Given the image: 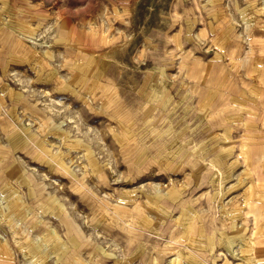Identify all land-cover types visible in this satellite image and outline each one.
<instances>
[{"label": "rangeland", "instance_id": "rangeland-1", "mask_svg": "<svg viewBox=\"0 0 264 264\" xmlns=\"http://www.w3.org/2000/svg\"><path fill=\"white\" fill-rule=\"evenodd\" d=\"M219 94L264 135V0H0V264L191 263Z\"/></svg>", "mask_w": 264, "mask_h": 264}, {"label": "crops", "instance_id": "crops-1", "mask_svg": "<svg viewBox=\"0 0 264 264\" xmlns=\"http://www.w3.org/2000/svg\"><path fill=\"white\" fill-rule=\"evenodd\" d=\"M226 96L210 95L209 115H221L219 121L207 125L211 134L219 130L221 137L211 136L204 144L209 165L204 167L205 186L209 191H204L203 205H197V199L186 204L180 200L181 194L173 200L176 205L170 211L178 215L175 225L180 239L192 247L194 258L188 264H214V258L226 262L238 258L246 264L264 260V135L254 128L257 125L244 130L243 120H257L255 110L241 104L247 95ZM227 105L230 110L224 112Z\"/></svg>", "mask_w": 264, "mask_h": 264}, {"label": "bare ground", "instance_id": "bare-ground-1", "mask_svg": "<svg viewBox=\"0 0 264 264\" xmlns=\"http://www.w3.org/2000/svg\"><path fill=\"white\" fill-rule=\"evenodd\" d=\"M114 50V49H113ZM112 52V51H111ZM107 53V52H106ZM111 54V53H110ZM114 56V55H113ZM112 56V57H113ZM113 60H115L114 58H113ZM146 124V123H145ZM249 137H251V136H249ZM163 149V148H162ZM160 194V193H159ZM258 201V200H257ZM257 230V229H256ZM254 236V235H253ZM40 239V238H39ZM254 245H249V247H253ZM245 247V246H244ZM247 248V247H246ZM254 248V247H253ZM253 248H251V252L253 251ZM248 249V248H247ZM249 250V249H248ZM247 251V250H246ZM250 254H252V253H250ZM248 255H249V252H248ZM246 256V257H249V256ZM242 256V255H241ZM242 258H245V256H242ZM246 260H247V258H245Z\"/></svg>", "mask_w": 264, "mask_h": 264}]
</instances>
